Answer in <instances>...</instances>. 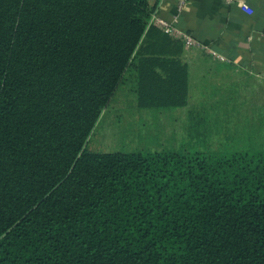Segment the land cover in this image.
I'll list each match as a JSON object with an SVG mask.
<instances>
[{
  "label": "trees",
  "instance_id": "obj_1",
  "mask_svg": "<svg viewBox=\"0 0 264 264\" xmlns=\"http://www.w3.org/2000/svg\"><path fill=\"white\" fill-rule=\"evenodd\" d=\"M156 3L0 0V264H264V147L86 148L121 85L187 103Z\"/></svg>",
  "mask_w": 264,
  "mask_h": 264
},
{
  "label": "rangeland",
  "instance_id": "obj_2",
  "mask_svg": "<svg viewBox=\"0 0 264 264\" xmlns=\"http://www.w3.org/2000/svg\"><path fill=\"white\" fill-rule=\"evenodd\" d=\"M211 63L208 81L200 77L204 62L190 66L187 103L176 109L139 108L130 85H121L103 109L86 148L96 152H188L264 147V113L255 119L250 108L254 88L263 98V84L249 82L244 73L233 72L230 66L221 70Z\"/></svg>",
  "mask_w": 264,
  "mask_h": 264
},
{
  "label": "crops",
  "instance_id": "obj_3",
  "mask_svg": "<svg viewBox=\"0 0 264 264\" xmlns=\"http://www.w3.org/2000/svg\"><path fill=\"white\" fill-rule=\"evenodd\" d=\"M155 1L153 25L163 30L160 21L165 22L191 34L198 42L191 49L183 45L181 54L188 67V94L190 66L203 62L206 64L200 72L203 81H208L214 62L216 68L224 70L230 66L233 72L244 73L249 82L264 86V0H186L183 4L180 0H149V3ZM238 1L244 2L251 13L243 11Z\"/></svg>",
  "mask_w": 264,
  "mask_h": 264
},
{
  "label": "built area",
  "instance_id": "obj_4",
  "mask_svg": "<svg viewBox=\"0 0 264 264\" xmlns=\"http://www.w3.org/2000/svg\"><path fill=\"white\" fill-rule=\"evenodd\" d=\"M185 1L186 0H180V4L185 3ZM230 1H233V0H227V2H230ZM238 5L241 7L243 11L247 13H251V9L248 8V6L244 2L238 1ZM160 23L162 25L163 31L177 36L182 41L185 48L191 49L198 45V42L191 36V34L183 30H180L178 28L172 27L166 24L165 22L160 21Z\"/></svg>",
  "mask_w": 264,
  "mask_h": 264
}]
</instances>
